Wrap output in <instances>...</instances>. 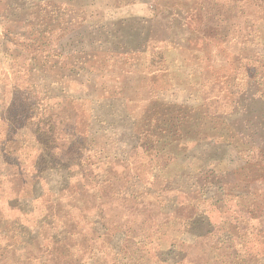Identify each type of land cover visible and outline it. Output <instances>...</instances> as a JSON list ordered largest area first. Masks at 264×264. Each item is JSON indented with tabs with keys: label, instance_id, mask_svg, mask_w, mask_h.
<instances>
[{
	"label": "trees",
	"instance_id": "obj_1",
	"mask_svg": "<svg viewBox=\"0 0 264 264\" xmlns=\"http://www.w3.org/2000/svg\"><path fill=\"white\" fill-rule=\"evenodd\" d=\"M0 106V264H264V0H0Z\"/></svg>",
	"mask_w": 264,
	"mask_h": 264
},
{
	"label": "rangeland",
	"instance_id": "obj_2",
	"mask_svg": "<svg viewBox=\"0 0 264 264\" xmlns=\"http://www.w3.org/2000/svg\"><path fill=\"white\" fill-rule=\"evenodd\" d=\"M108 10H110V9L105 7L103 4L102 6H100V10H97L98 14L95 11V15H97V16L92 17V19L93 20H97V19L103 20L104 19L103 18L104 13ZM90 12H91V9H90ZM91 13H94V11H92ZM125 13H126V17H129L130 19H137V20L149 19L153 16V10L148 5H134V6H132V8L126 10ZM228 13H230L231 17L237 16L240 13V9H238L237 6L230 5V7L228 9ZM123 82H124L123 92H124V95L128 99H131L133 101H137L138 99L146 98L147 93H148L147 88H146V86H147L146 80L138 78V76H136V75H130L129 74V75L125 76ZM0 123H1V121H0ZM146 163H148V160L145 157L140 155L138 157V159L136 160V162L134 163V168L141 169V165L142 164L144 165Z\"/></svg>",
	"mask_w": 264,
	"mask_h": 264
}]
</instances>
